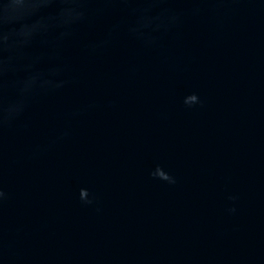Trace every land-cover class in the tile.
<instances>
[{
    "label": "water",
    "instance_id": "obj_1",
    "mask_svg": "<svg viewBox=\"0 0 264 264\" xmlns=\"http://www.w3.org/2000/svg\"><path fill=\"white\" fill-rule=\"evenodd\" d=\"M0 264H264V0H0Z\"/></svg>",
    "mask_w": 264,
    "mask_h": 264
}]
</instances>
